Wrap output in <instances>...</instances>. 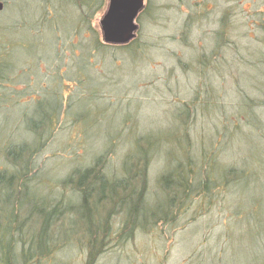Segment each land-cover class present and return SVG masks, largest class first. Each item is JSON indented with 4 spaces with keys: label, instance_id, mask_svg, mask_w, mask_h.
<instances>
[{
    "label": "rangeland",
    "instance_id": "obj_1",
    "mask_svg": "<svg viewBox=\"0 0 264 264\" xmlns=\"http://www.w3.org/2000/svg\"><path fill=\"white\" fill-rule=\"evenodd\" d=\"M74 1L0 0V67L11 68L0 74L6 86L0 89V147L35 142L22 121L33 103L65 102L54 113L55 127L27 156L25 176L32 205L46 210L67 198L74 212L41 238L46 215L42 225L38 217L32 223L33 216L19 215L32 223L34 252L46 255L53 247L49 257L25 264H264V131L256 135L247 126L250 112L264 129V0H144L133 41L98 50L94 40L102 43L99 21L108 0ZM85 3L90 7L81 9ZM250 100L256 103L247 112L241 102ZM181 130L196 172L210 174L212 167L224 177L232 170L238 183L213 177L208 193L199 191L168 222L137 229L128 239L119 237L121 218L114 213L104 246L84 245L105 211L93 222L80 219L78 198L61 182L73 172L83 180L80 169L100 155L104 174L120 180L130 152L137 156L164 138L182 142ZM169 146L147 164L146 202L153 209L164 202L159 179L179 163L168 158L179 157L177 145L165 156ZM3 158L0 153V171L8 169ZM124 197L118 191L106 205ZM91 250L99 252L93 260Z\"/></svg>",
    "mask_w": 264,
    "mask_h": 264
},
{
    "label": "trees",
    "instance_id": "obj_2",
    "mask_svg": "<svg viewBox=\"0 0 264 264\" xmlns=\"http://www.w3.org/2000/svg\"><path fill=\"white\" fill-rule=\"evenodd\" d=\"M85 1L90 3L92 0ZM87 3L79 7L81 9L85 6L89 8L90 4L88 6ZM93 14L94 13L92 12L89 16L91 17ZM94 45L97 50L101 49V47L102 49L109 48V46L100 43L97 39L94 40ZM128 45L129 44L124 47ZM2 62H7L8 64V61L6 60ZM0 68L3 69L0 71V74H2V71L5 73L7 69L11 70L10 67ZM3 87L6 86L0 84V89ZM50 102H52V104H50ZM50 102L49 100L36 101L33 103L34 107H32V112L34 114L31 112L32 116L30 115L28 118L24 117L22 120L23 123L25 122L26 132H29L28 134L36 138L34 143L28 144L26 142H21V144L16 145L6 143V145L0 147V153H2L4 157L3 162L5 163V167L8 168L0 171V246L4 264H25L26 262L34 260L36 257H49L53 252V247L50 248V250L48 249L46 255H38L34 252L33 249L35 247V242L33 237H36L29 236V227L37 217L42 225L44 223L43 218L46 215V222L41 226V229H39L38 232V236L41 238L46 236L51 229L61 227L65 220H70V217L74 212V208H69L66 202L67 198L65 199V202L60 198V201L56 202L54 206L45 207L46 210L43 209L44 205L40 204L41 206L38 207V205H32L29 201L31 196L28 194L29 188L26 187L27 180L25 175L31 165V158L27 159V156H31L36 150H38V142L43 134L45 135L47 133L46 131H48L50 127H53L52 125L55 127L56 122H53L54 113L59 110V108H62L65 103L57 98L50 99ZM1 103L2 98H0V105ZM255 103L254 100H250V103L241 102V104H243L242 109L249 112L251 111V108L255 106ZM245 105L246 107H244ZM260 105H264V103H260ZM44 107L46 108L45 110ZM251 114L249 112L250 116L248 115L247 126L248 129L256 132L257 135L259 132L264 131L263 125L260 121L258 122L257 117L253 115L251 116ZM34 117L37 118V121H35L33 125L34 127L26 126L27 123H33L31 120H33ZM236 132L239 131L235 130L234 133L236 134ZM181 136L182 142L176 139L169 141L164 138L156 140L154 144L157 146L152 144L147 151L139 148L143 151H139L140 153L138 152V154L136 153L137 156L133 154L131 155L130 152L122 162L124 175L120 180L112 181V179L109 178V175L104 174V171L106 172V170H104L105 167L103 166L105 163L103 162L104 156L100 155L94 160L91 167L80 169L84 171L83 180L82 178L77 180L79 172H73L68 175L69 177H67L63 183L61 182L63 186L62 188L67 190L68 187H70L73 196L78 198L74 207H79V209L82 210L79 217L80 219L87 222H93V216L97 214L98 210L101 212L105 211L104 218L99 226L101 228L99 230H91L89 233H92L90 236V240L92 241H88V243L84 245L98 244V250H100L101 246H104L102 243H104V239L108 236L109 231L107 221L109 220V216L114 213L119 214L121 218L122 226L120 228L121 234L119 237L121 239L122 237L123 239H128V237H130L137 229L151 230L161 223L168 222L170 215L174 212H179L185 203L188 204L191 201L194 195H199V191L201 193H208L210 185L214 183L213 177L215 178V176H219L220 178L217 180L227 184L229 182H233L235 185L238 183L239 180L235 178L234 172L230 170L231 168L226 169V171H230H228L224 177L222 172L215 171L212 167L210 168V174L204 170L196 172L193 167L197 161L195 162L191 155H188V153H190L189 148L184 149V145H186V140L184 139H186V137L182 134V130ZM134 137L136 138L138 136ZM171 144L178 146L176 147V152L180 155L179 157L174 155L168 158L170 159V162H173L174 164H177V162L179 163L176 165V169L173 170L174 172L168 171L159 179V192L162 193L164 202L161 208L153 209L149 207L146 202L147 164L149 159L152 158V155L157 153L160 148L169 145L171 146ZM137 145L138 142L136 141L134 144L136 150L138 149ZM170 146L166 150L165 156L167 152L170 151ZM139 156H141V158ZM164 158L168 160V158ZM245 174L246 171L243 172V175ZM200 179H203V181ZM118 191L125 194L123 200L116 206L106 205L108 202L113 204L112 199L115 198ZM8 201L11 203L10 208L5 206ZM29 205V211L25 214H21L22 208ZM106 206H108L110 210H106ZM27 214L33 216L32 223L25 224L26 220L21 221L20 218H18L19 215L24 216ZM3 233L5 236H8H6L7 242H5L4 239L2 241L1 239L2 236L4 237ZM97 238H99V243L96 241ZM18 243L23 247H19L18 249ZM98 250H91L92 253H89V260H93L94 257L99 254V252H97Z\"/></svg>",
    "mask_w": 264,
    "mask_h": 264
},
{
    "label": "water",
    "instance_id": "obj_3",
    "mask_svg": "<svg viewBox=\"0 0 264 264\" xmlns=\"http://www.w3.org/2000/svg\"><path fill=\"white\" fill-rule=\"evenodd\" d=\"M144 8V0H108L99 21L101 41L109 46H125L136 36V19ZM4 4L0 2V12Z\"/></svg>",
    "mask_w": 264,
    "mask_h": 264
},
{
    "label": "flooded vegetation",
    "instance_id": "obj_4",
    "mask_svg": "<svg viewBox=\"0 0 264 264\" xmlns=\"http://www.w3.org/2000/svg\"><path fill=\"white\" fill-rule=\"evenodd\" d=\"M1 251H2V250H1V246H0V264H4L3 259H2V256H1V255H2V254H1Z\"/></svg>",
    "mask_w": 264,
    "mask_h": 264
}]
</instances>
